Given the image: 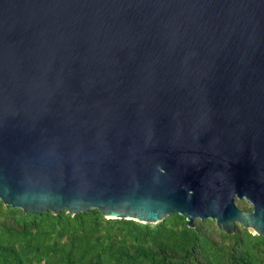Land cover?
<instances>
[{
  "label": "water",
  "instance_id": "obj_1",
  "mask_svg": "<svg viewBox=\"0 0 264 264\" xmlns=\"http://www.w3.org/2000/svg\"><path fill=\"white\" fill-rule=\"evenodd\" d=\"M0 200L264 235V0H0Z\"/></svg>",
  "mask_w": 264,
  "mask_h": 264
},
{
  "label": "trees",
  "instance_id": "obj_2",
  "mask_svg": "<svg viewBox=\"0 0 264 264\" xmlns=\"http://www.w3.org/2000/svg\"><path fill=\"white\" fill-rule=\"evenodd\" d=\"M0 264H264V235L239 223L227 233L210 218L191 227L178 213L154 224L95 208L35 214L0 200Z\"/></svg>",
  "mask_w": 264,
  "mask_h": 264
},
{
  "label": "flooded vegetation",
  "instance_id": "obj_3",
  "mask_svg": "<svg viewBox=\"0 0 264 264\" xmlns=\"http://www.w3.org/2000/svg\"><path fill=\"white\" fill-rule=\"evenodd\" d=\"M236 200H239V201H244L245 203H246V205L248 206V207H250V208H243V207H239L240 209H243V210H251L252 209V207H251V205H250V203L247 201V200H245V199H236ZM236 200H235V203H236ZM237 205V204H236Z\"/></svg>",
  "mask_w": 264,
  "mask_h": 264
},
{
  "label": "rangeland",
  "instance_id": "obj_4",
  "mask_svg": "<svg viewBox=\"0 0 264 264\" xmlns=\"http://www.w3.org/2000/svg\"><path fill=\"white\" fill-rule=\"evenodd\" d=\"M253 231V230H252ZM255 233V231H253Z\"/></svg>",
  "mask_w": 264,
  "mask_h": 264
}]
</instances>
